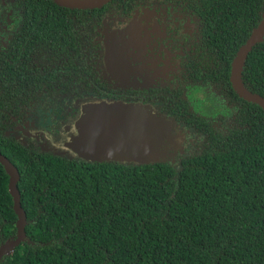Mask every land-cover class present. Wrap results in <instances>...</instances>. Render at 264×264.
Wrapping results in <instances>:
<instances>
[{"label": "trees", "instance_id": "obj_1", "mask_svg": "<svg viewBox=\"0 0 264 264\" xmlns=\"http://www.w3.org/2000/svg\"><path fill=\"white\" fill-rule=\"evenodd\" d=\"M113 1L128 12L133 0ZM182 1L201 18L209 59L187 73L197 85L168 99L176 120L198 136L184 141L169 165L67 158L7 135L11 118L52 86V75H40L44 64L35 67L34 60L41 55L49 63L63 52L66 58L61 45L73 41L72 25L98 24L102 11L59 18L54 9L64 6L52 0H16L21 29L11 41H25L27 60L0 59V154L17 171L25 239L0 264H264V111L229 82L231 62L260 22L264 0ZM239 78L264 100V35ZM202 85L229 98L230 115L202 117L189 107ZM7 181L0 165V245L15 238Z\"/></svg>", "mask_w": 264, "mask_h": 264}, {"label": "flooded vegetation", "instance_id": "obj_2", "mask_svg": "<svg viewBox=\"0 0 264 264\" xmlns=\"http://www.w3.org/2000/svg\"><path fill=\"white\" fill-rule=\"evenodd\" d=\"M15 2L0 0V59L11 61L15 56L25 64V41H11L21 29ZM130 7V11L121 12L115 1L108 0L102 7H96L102 8L94 19L98 24L89 20L84 26L72 25L73 41L68 47L61 45L62 50L69 51L64 54L66 58L63 52L58 60L49 63H44L41 55L34 60L35 67L44 64L40 75H52V86L23 115L11 118L14 126L8 136L40 148L46 141L43 134H55L58 127L69 123L78 104L108 100L162 113L186 131L185 141L198 142V136L176 120L177 111L166 105L170 104L168 99L175 101L179 88L198 84L189 81L187 73L192 66L202 69L209 59L201 36V18L193 9L186 8L182 0H133ZM59 10L56 5L57 17L75 19L76 13L81 17L80 11L89 9L63 7L61 13ZM86 16L92 19L90 13ZM76 48L78 54L74 53ZM66 59L70 60L71 69L64 63ZM24 67L27 69L28 65ZM194 94L188 105L196 108L199 116L224 118L231 114L233 106L229 98L216 90L202 85ZM178 157L179 154L174 160Z\"/></svg>", "mask_w": 264, "mask_h": 264}, {"label": "water", "instance_id": "obj_3", "mask_svg": "<svg viewBox=\"0 0 264 264\" xmlns=\"http://www.w3.org/2000/svg\"><path fill=\"white\" fill-rule=\"evenodd\" d=\"M58 5L73 8L101 7L108 0H52ZM264 35V12L257 27L252 30L249 38L236 52L229 72V82L233 91L241 99L253 103L264 111V100L246 91L240 82V70L243 61L251 48L261 42ZM85 103V102H82ZM96 103V102H93ZM86 105L83 117L76 124L77 138L70 146L72 157L62 152H53L49 147H40L44 152L65 156L67 158H81L90 162L115 161L119 163L147 164L165 162L174 165V160L158 159L161 150L165 154L172 150L174 156L181 150L184 143L179 135V141L170 136L174 128V121L155 110L139 105H129L124 110L101 103ZM66 125V124H65ZM61 125L68 133V127ZM59 128V129H60ZM58 129V133L60 132ZM66 133L57 139L66 142ZM0 165L8 177L7 189L11 197L12 210L16 217L15 238L0 245V258L8 254L14 247L25 239V217L20 207L19 194L16 190L17 171L10 162L0 154Z\"/></svg>", "mask_w": 264, "mask_h": 264}, {"label": "rangeland", "instance_id": "obj_4", "mask_svg": "<svg viewBox=\"0 0 264 264\" xmlns=\"http://www.w3.org/2000/svg\"><path fill=\"white\" fill-rule=\"evenodd\" d=\"M93 102H96V103H93ZM98 103H101V105L102 104L109 105V106H112V107H115V108H118L121 110H124L126 108H130V106L128 104L121 102V101L90 100V101L85 102V103H80L76 106V109L73 113L74 115L70 118L69 123H66V125H65L69 128L68 133H66L65 128L61 129L60 127H58V129L60 128L59 133H58V131H56L55 134H51V135L50 134H48V135L43 134V137L46 141H43V143L45 142V144L42 145L41 148L45 147V146L49 147V144H50L53 152H59V153L62 152L66 156L72 157L73 153L70 151V146L73 145V143L75 142V139L77 138L76 124L83 117L85 109H87L89 106H91L90 104L99 105ZM86 105H89V106H86ZM24 130H26V128ZM63 131L66 133V138H65L66 142L61 143V141H57V139L61 140V138L63 136V134H62ZM186 134H187L186 131L182 127H179L174 122V128H172L170 130V136L175 141H179V135H180L182 141H185L184 135H186ZM177 152L174 156H171L174 153V152H172V150L168 151L166 154L163 150H161L158 159H161L163 157V159L165 161H169L172 157V159L174 160L175 156L178 154ZM174 162H175V160H174ZM13 260L15 261V258H13Z\"/></svg>", "mask_w": 264, "mask_h": 264}]
</instances>
